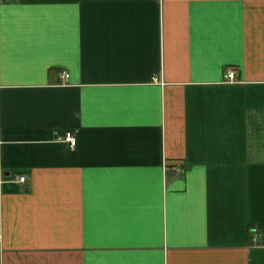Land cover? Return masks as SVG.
Wrapping results in <instances>:
<instances>
[{
    "label": "crops",
    "instance_id": "obj_1",
    "mask_svg": "<svg viewBox=\"0 0 264 264\" xmlns=\"http://www.w3.org/2000/svg\"><path fill=\"white\" fill-rule=\"evenodd\" d=\"M0 264H264V0H0Z\"/></svg>",
    "mask_w": 264,
    "mask_h": 264
},
{
    "label": "built area",
    "instance_id": "obj_2",
    "mask_svg": "<svg viewBox=\"0 0 264 264\" xmlns=\"http://www.w3.org/2000/svg\"><path fill=\"white\" fill-rule=\"evenodd\" d=\"M226 76L228 79H233L234 77V73L232 70L228 69L227 72H226ZM65 137L66 139L69 141V144L71 146H74L75 143H76V138L74 137V135L70 132V131H67L65 133ZM17 179L21 182H24L26 180V176L24 174H19Z\"/></svg>",
    "mask_w": 264,
    "mask_h": 264
}]
</instances>
